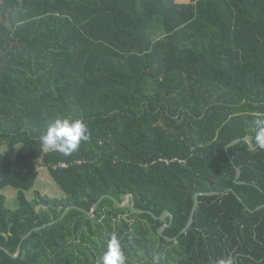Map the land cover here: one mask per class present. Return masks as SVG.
I'll return each mask as SVG.
<instances>
[{"label": "trees", "instance_id": "16d2710c", "mask_svg": "<svg viewBox=\"0 0 264 264\" xmlns=\"http://www.w3.org/2000/svg\"><path fill=\"white\" fill-rule=\"evenodd\" d=\"M58 117L89 127L70 157ZM260 118L264 0H0V264H97L113 232L127 264H264V149H226ZM39 159L66 197H27Z\"/></svg>", "mask_w": 264, "mask_h": 264}, {"label": "clouds", "instance_id": "9594fccd", "mask_svg": "<svg viewBox=\"0 0 264 264\" xmlns=\"http://www.w3.org/2000/svg\"><path fill=\"white\" fill-rule=\"evenodd\" d=\"M254 132L253 144L264 149V118L257 119L252 129ZM90 140L88 125L81 118L58 117L49 122L45 131L39 137L42 151L58 152L65 157H70L78 152L82 143ZM166 255L156 251L153 253L152 264H162ZM97 264H127L119 235L113 232L108 241L107 250L97 261ZM214 264H237L236 258L231 255L221 257Z\"/></svg>", "mask_w": 264, "mask_h": 264}, {"label": "rangeland", "instance_id": "374dc122", "mask_svg": "<svg viewBox=\"0 0 264 264\" xmlns=\"http://www.w3.org/2000/svg\"><path fill=\"white\" fill-rule=\"evenodd\" d=\"M179 3L188 2V0H176ZM4 148H0L2 151ZM38 168L40 170L39 178L35 186L26 191V195L29 199H33L35 197V192L39 191L42 194L49 195L51 197L56 198H64L66 194L64 190L55 182L48 168L45 166V163L42 159L37 161ZM17 192L18 190L12 186H7L4 188H0V195H5L7 198V206L12 210L17 209L18 200H17Z\"/></svg>", "mask_w": 264, "mask_h": 264}, {"label": "water", "instance_id": "95a60500", "mask_svg": "<svg viewBox=\"0 0 264 264\" xmlns=\"http://www.w3.org/2000/svg\"><path fill=\"white\" fill-rule=\"evenodd\" d=\"M242 140L247 141V142L249 143V145H250V148H251L252 150L257 149V147H256V146L253 144V142H252V138H251L250 136H246V137H244V138H236V139L232 140V141L226 146L227 151H228L229 147L235 145L236 143H238V142H240V141H242ZM229 156H230V154H229ZM240 175H241V170H240L239 168H237V174H236V179H235V181H236L237 183H242V181L239 180ZM230 190H232V189H230ZM213 193H215V192L196 193V195H195V204H194L193 210H192V212H191V218H190V220H189L187 226L181 231V233H184V232H185V231L191 226V224H192V222H193V216H194V213H195V211H196V208H197V205H198V202H199V196H200L201 194H203V195H210V194H213ZM104 198H105V196H102L101 198H99V200H98L97 202H95V203L93 204V207H92V214H93V215H94V213H95V211H96V209H97V206L99 205V203H100ZM238 198H239L241 201H243L242 198H241L239 195H238ZM114 200H115V202L118 204V206H120V207H130L132 210H134V211L137 212V213H142V212H144L143 210L136 209V207H135V202H134V200L131 198L130 195H128V196L126 197V199L124 200V202H121V201H119L118 199H114ZM262 207H264V205H260V206H258L255 210H259V209H261ZM70 208H71V206H69V207L66 208V210H65V211L63 212V214L61 215L60 219H62V218L67 214V212L70 210ZM151 214H153V213L151 212ZM153 215H154V214H153ZM154 216H155V215H154ZM168 216H170V223H171V222H172V219H173V216H172V214L169 213V212H166L164 215H162V216L160 217V219H161V220H165ZM60 219H58V220H54V221H52V222H50V223H48V224H44V225L41 226V227H36V228H34V230H35V229H38V228L46 227L47 225H49V224H53V223L59 221ZM167 226H168V225H166V224L163 225V226L159 229V233H160V234H163V231H164V229H165ZM165 237H166L167 240H171V241L174 240L173 238H170V237H167V236H165ZM175 239H176V238H175ZM0 247L3 248V249H5V250H7L6 248H4V247H2V246H0ZM20 252H21V251H19L18 254L14 255V256H15V257L18 256V255L20 254Z\"/></svg>", "mask_w": 264, "mask_h": 264}, {"label": "built area", "instance_id": "2783aa9c", "mask_svg": "<svg viewBox=\"0 0 264 264\" xmlns=\"http://www.w3.org/2000/svg\"><path fill=\"white\" fill-rule=\"evenodd\" d=\"M81 162H82V161H78V163H81ZM61 166L66 167L67 164H66V163H62ZM54 167H56V166H54Z\"/></svg>", "mask_w": 264, "mask_h": 264}]
</instances>
